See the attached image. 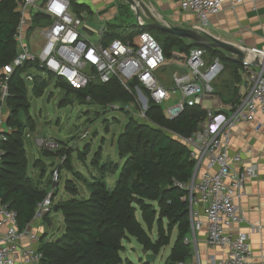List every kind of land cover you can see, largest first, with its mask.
Returning <instances> with one entry per match:
<instances>
[{
	"label": "built area",
	"instance_id": "built-area-1",
	"mask_svg": "<svg viewBox=\"0 0 264 264\" xmlns=\"http://www.w3.org/2000/svg\"><path fill=\"white\" fill-rule=\"evenodd\" d=\"M15 1L20 13L14 35L17 55L0 67V140L8 138L13 131L6 111L7 99L11 97V77L17 68L29 63L32 66L24 72L26 80L34 81L35 75L48 78L53 74L76 89L118 81L132 96L131 104L145 122L153 123L148 116L152 105L162 107L169 119L179 117L188 106H201L208 111L207 118L190 136L166 129L188 145L197 169L195 179L178 183L189 194L191 231L184 242L191 244L192 237L206 224L208 246L225 250L222 256L211 257L208 264H255L249 235L234 229L245 220L240 199L245 195L246 181L256 177L259 168L256 163L245 164L240 152L231 154L226 143L239 122L253 120L258 113L264 116V68L245 66L246 92L234 111L227 115L220 109L207 107L204 102L215 93L214 83L225 68L219 56L208 57L205 47H192L183 55L176 51V64L178 57L181 70L176 68L171 74V83H167L162 77L167 56L151 32L138 30L137 35H132V30L125 38L105 40L107 21L101 18L98 26L91 25L74 10L71 0ZM179 1L184 12L195 13L200 25L207 27L210 17L222 11L226 0ZM137 16L139 23L143 22V16L139 13ZM248 49L251 61L259 57L264 64V49ZM87 98L91 100L90 96ZM112 105L119 108L117 103ZM38 143L42 144L43 140ZM47 146L55 144L47 143ZM4 154L0 147V160ZM204 166L206 170L201 173ZM59 177L57 169L53 180ZM51 195L52 192L38 204L32 221L24 228H20L18 213L0 200V264H42L40 233L35 226L51 212ZM261 228L262 225L256 224L251 230ZM24 239L28 242H23ZM178 264L189 262L183 260Z\"/></svg>",
	"mask_w": 264,
	"mask_h": 264
},
{
	"label": "trees",
	"instance_id": "trees-1",
	"mask_svg": "<svg viewBox=\"0 0 264 264\" xmlns=\"http://www.w3.org/2000/svg\"><path fill=\"white\" fill-rule=\"evenodd\" d=\"M73 8L80 13L86 4L71 0ZM15 0H0V67L10 63L17 55L14 38L20 13ZM120 28L128 32L137 29L151 32L145 26L110 25L105 37H122ZM156 38L166 54L173 50L188 54L190 42L169 32ZM163 32V31H162ZM207 49L208 57L219 56L226 69L235 68V79L243 83L244 65L234 63L226 54ZM32 64L19 67L10 80L11 97L7 99L10 109L8 123L14 126L8 138L0 140L5 154L0 162V200L18 213L20 228L26 227L33 219L37 206L49 194V189L34 187L26 176L28 159L24 147L26 128L17 113L24 110L28 114V80L24 72ZM243 71V72H242ZM48 78L63 81L65 89L80 98L91 97L96 103H128L132 96L116 80L108 83H93L84 89L72 87L66 80L50 74ZM48 78L35 75L31 91L41 96L48 86ZM215 87V86H214ZM216 93V90H215ZM243 94L235 89L230 100L231 112L240 102ZM222 111V110H221ZM208 111L201 106L186 107L176 119L164 115L162 107L152 105L148 112L153 121L129 123L119 138V150L126 160L114 186L108 185L104 176H95L88 181L91 194L88 197H71L60 201L57 210L62 211L66 229L53 241H41L39 249L43 252L42 264H123L121 251L123 240L130 236L145 246L148 251L158 252L170 244V236L165 234L163 220L169 226H177L178 234L164 264H178L192 256L191 244L184 238L191 231L189 215V194L178 183H188L195 172V161L191 158L187 144L167 132L171 129L184 136H190L200 128L207 118ZM113 162H106L101 170L105 173ZM119 167L118 165H116ZM140 210L141 219L137 216ZM158 223V241L152 243L148 228ZM146 225V226H145Z\"/></svg>",
	"mask_w": 264,
	"mask_h": 264
},
{
	"label": "rangeland",
	"instance_id": "rangeland-1",
	"mask_svg": "<svg viewBox=\"0 0 264 264\" xmlns=\"http://www.w3.org/2000/svg\"><path fill=\"white\" fill-rule=\"evenodd\" d=\"M114 1L117 3L118 22L120 23L127 21L134 26H139L138 13L151 21L157 20L156 13L160 15L153 5L143 0H135L138 4V13L130 0ZM120 30L124 37L129 33L125 28H120ZM150 30L155 37L159 35L156 32L158 29ZM133 34H138V28L133 30ZM162 34L164 31H161L160 36H163ZM94 38L97 37L94 36ZM175 52L173 50L170 55L166 54L167 63L164 66L166 74L162 75L163 77H169L177 68ZM36 74L39 73L36 72ZM42 76L46 77V75ZM170 79L167 82L170 83ZM48 80V86L41 96L33 94L30 87L32 81L28 80V85H30L28 113L32 119L24 110L16 116L26 126L23 137L28 159L26 176L34 187L41 189L50 187L49 193L52 192L53 204L51 212L42 221L40 242L53 241L60 237L66 229L64 214L57 210L60 201L71 197H88L91 194L88 181L93 180L95 176H104L108 185H115L126 162L120 154L119 138L129 123L145 122L139 117L131 101L123 104L117 103L119 108L124 105L129 106L128 109L121 110L112 103L101 104L94 102L92 98L91 100L82 99L76 93L65 89L66 84L63 81L59 82L53 78H48ZM205 104L212 108L211 102L206 101ZM6 111L11 113L10 109ZM12 127L14 130L13 125ZM176 138L181 140L178 136ZM39 140H43V143H38ZM47 143H54L55 146H47ZM106 162H113V164L104 173L101 168ZM57 169L60 171V177L54 181L53 172ZM140 213L138 210L137 216L141 219ZM146 227L151 242H157L158 223L155 222L151 228ZM163 227L171 241L158 252L148 251L156 254L155 261L146 262L142 253L145 246L135 237L130 236L123 240L125 247L121 251L123 264H164L177 237L178 228L169 226L167 219L163 220ZM191 257L187 261H191Z\"/></svg>",
	"mask_w": 264,
	"mask_h": 264
},
{
	"label": "crops",
	"instance_id": "crops-1",
	"mask_svg": "<svg viewBox=\"0 0 264 264\" xmlns=\"http://www.w3.org/2000/svg\"><path fill=\"white\" fill-rule=\"evenodd\" d=\"M75 1L86 4V8L80 14L95 27L99 25L101 18L107 21L108 28L112 24H130L127 21L118 22V7L114 0ZM143 1L154 6L160 14H155L156 19L163 23L203 30L222 41L242 47L264 49V0H226L222 11L210 17L207 27L200 25L195 13L184 12L180 7L179 0ZM143 19L148 22L151 21L144 17ZM112 37L107 36L105 40ZM178 60L177 57V70H181V62ZM225 70L214 83L216 93L205 98L204 102H211L212 108L220 109L225 114L230 115L232 113L230 100L234 96L235 89L244 94L247 85L243 74L242 84L235 79L234 67ZM163 78L167 82L171 78V74L169 77ZM205 105L209 107L207 104ZM226 147L231 154L240 152L245 164L256 163L259 168L258 175L248 178L246 181L245 195L240 199L245 220L236 225L234 231L240 230L249 235L254 263L264 264V116L258 113L253 120L239 122L232 129ZM205 170L206 166L202 167L201 173ZM256 224L262 225L261 230L252 231V225ZM35 230L40 233L42 223H36ZM206 237L207 225L205 224L203 229L196 232L195 237H192V260L188 261L189 264H208L211 257H220L225 253L224 249L209 247ZM23 242H28V239H24ZM32 244L38 246V243Z\"/></svg>",
	"mask_w": 264,
	"mask_h": 264
},
{
	"label": "water",
	"instance_id": "water-1",
	"mask_svg": "<svg viewBox=\"0 0 264 264\" xmlns=\"http://www.w3.org/2000/svg\"><path fill=\"white\" fill-rule=\"evenodd\" d=\"M133 7L138 9V4L135 0H130ZM140 26H145L146 28L152 29L156 28L158 30L169 32L174 34L182 39L189 40L190 46H201L208 49H214L217 51L224 52L226 57L234 63H238L244 66H259L264 68V64L260 61L259 57H256L254 61H251L249 58L251 52L248 48L222 41L207 32L194 28H185L178 25H169L163 23L159 20L145 21L139 23ZM85 30H88L87 27H84ZM122 109V108H121ZM197 169H195L193 179H195ZM142 253L145 256L146 262H153L156 260V254L148 252L146 248L142 249Z\"/></svg>",
	"mask_w": 264,
	"mask_h": 264
}]
</instances>
